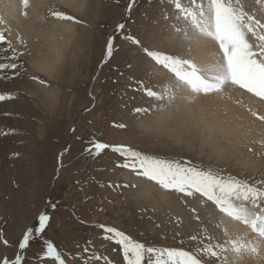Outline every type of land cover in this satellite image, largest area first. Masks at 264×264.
Masks as SVG:
<instances>
[{"label":"rangeland","instance_id":"rangeland-1","mask_svg":"<svg viewBox=\"0 0 264 264\" xmlns=\"http://www.w3.org/2000/svg\"><path fill=\"white\" fill-rule=\"evenodd\" d=\"M76 1H82L81 9H65L67 17L72 18L68 21L74 22L69 24L65 58L49 75L29 63L32 54L43 58L39 41L27 42L29 55L15 61L20 67L0 71V94L12 93L15 97L0 102V264L5 258L13 261L17 255H21L23 264H59L46 256L45 241L57 247L66 264H126L121 247L114 239L105 238L110 234L100 225L116 228L147 247L192 251L205 260L204 264H226L224 253L217 259L199 252L209 247L204 234L193 239L188 231H178L169 224L173 214L186 226L176 203L148 195L146 189L140 192L135 181L149 179L119 167L123 158L111 149L97 154L94 142L124 145L161 160L210 170L264 193V143L247 146V154L245 151L232 160L228 157L227 162L225 155L231 156L230 149L212 150L196 140L191 143L185 140L189 132L183 139L181 129L178 131L171 120L163 125L155 123L157 103L169 104L168 83L164 89L163 81L179 73L174 75L145 52L147 49L180 58V45L187 43L181 36L188 33L182 21L210 13L211 6L223 10L229 19L233 14L242 17L245 22L240 27L245 24L247 34H256L253 39L259 43L252 46L253 51L264 52L257 40L264 36V0ZM121 24L123 29L118 28ZM0 31L5 33L3 27ZM10 43L11 48L0 43V63H10L12 49L18 46L16 40ZM185 56V61L190 59ZM38 59L35 62H40ZM222 61L225 63L224 53ZM225 89L243 93L250 102L264 106V99L238 86L229 83L220 92ZM149 91L165 99L151 96ZM27 106L35 114L24 116ZM240 158L246 164H240ZM249 158L258 165V171L251 172ZM203 198L215 212L225 211L201 195ZM192 200L197 201L195 197ZM234 200L241 201L239 205L246 202L252 210L264 207V198L256 207L251 199L237 200L233 196ZM194 210L191 208L196 214ZM42 213L50 216L44 233L21 251L24 234L38 227ZM253 231L264 234L257 231L256 224Z\"/></svg>","mask_w":264,"mask_h":264},{"label":"bare ground","instance_id":"bare-ground-1","mask_svg":"<svg viewBox=\"0 0 264 264\" xmlns=\"http://www.w3.org/2000/svg\"><path fill=\"white\" fill-rule=\"evenodd\" d=\"M80 2L82 3V1L77 2L76 0H29L25 7L22 0H0L2 19L0 27L5 29L7 40L13 43L15 40L17 41L16 52L25 59L29 55L27 42L39 41L44 48L43 58L40 60L35 54H32V59H38L40 62L32 60V63L30 61L29 63L34 65L35 70L46 72L49 75L48 72L54 65L60 63L61 58H65L64 48L70 42L69 24L73 22H69L63 16L57 17L54 13L59 12L67 16L65 9L70 8L73 11H78L82 8ZM221 13L225 14L223 10H217L211 6L210 13L197 14L191 20L182 21L186 24L185 30L187 29L188 33L181 36V40L187 43L180 45L181 51H183L180 59L185 61V55H189L190 59L185 61L178 76L181 73H195L198 78L204 81L216 83V78L224 75L223 51L217 39L218 24L223 25L225 29L230 24L234 25L252 46L256 45L257 47L259 43L256 44L253 39L256 34L253 37L251 34L248 35L249 29L245 24V29L244 26L240 27L244 21L242 17L233 14L229 19L226 14L221 16ZM257 40L259 41V39ZM262 52H258V54L261 53V56L259 55L261 58L264 57V52ZM159 75L162 73L158 72ZM178 76L163 81L165 83L162 82L164 89L168 83L167 92L171 98H168L169 104L157 103L158 106L153 110L157 114L153 117L156 118L155 123L158 121L160 125H163L171 120L178 131L181 129L183 139L185 133L189 132L185 140L191 143L196 140L202 147L208 146L212 150L220 149L219 151H221L222 148H226L229 151L230 149L231 156L225 155L227 162H230L228 157L232 160L236 155H243L247 146L264 143V106L253 102V100L250 102L242 95L243 93L231 92L229 89H225L222 93L216 91L207 94H194L183 82V79H179ZM161 107H163L162 110H160ZM170 111L176 112V115H172L169 113ZM30 113L35 114L27 106L23 114L25 116ZM5 120L8 119L5 118ZM240 161V164H246V160L240 158ZM253 161L250 159L249 164L247 163L252 173L258 171V165L256 167ZM135 182L139 185L138 190H147L148 195L158 196L159 199L160 197L168 198L166 203L178 205L186 226L178 222L173 214L169 221V224L178 231L186 230L194 238L204 234L203 238L206 239L207 246L220 245L222 247L221 244H223L226 251L221 253H224L222 256L227 260L226 264H264L262 259L264 257V234L253 231L255 224L264 228V207L263 210L256 208L252 210L251 206H245L246 202L239 205L241 201L234 200L235 202L232 201L233 205L230 207L246 208L247 212L242 211L239 215H233L231 210L215 212L204 198L201 199V195L195 193L191 196L184 193L175 194L178 192L166 190L149 180L141 179ZM192 197H195L197 201L192 200ZM190 206L192 209L196 208L194 210L196 214L191 212ZM175 221H177L176 224ZM209 240L210 242H208ZM216 251H218L217 248Z\"/></svg>","mask_w":264,"mask_h":264},{"label":"snow or ice","instance_id":"snow-or-ice-1","mask_svg":"<svg viewBox=\"0 0 264 264\" xmlns=\"http://www.w3.org/2000/svg\"><path fill=\"white\" fill-rule=\"evenodd\" d=\"M29 0H22L23 6L27 7ZM26 14V13H25ZM55 16H63L66 19H72L65 16L63 13H54ZM123 29L124 25L118 26ZM217 39L224 53V75L218 76L217 82H207L198 78L195 73H181L179 79H183L191 92L194 94L211 93L223 90L224 86L231 83L238 86L240 89L246 90L257 97L264 99V59H258L257 55L261 53L253 51L252 45L247 41L246 37L231 25L225 29L223 25L217 26ZM115 37L110 39L108 45V53L111 55L112 41ZM136 44L140 42L133 38ZM261 41L259 47L264 50V36L259 37ZM0 43L6 44L11 48L10 41L7 40L3 31H0ZM146 55L152 58L157 64L172 71L174 75L181 72L185 65V61L177 56H171L167 53H160L156 51H149L145 49ZM19 59V54L12 49L10 63H0V71L6 68L13 70L21 65L16 63ZM149 95L155 96L160 100L164 96L149 91ZM12 93L0 94V102L5 99H14ZM171 98V97H169ZM137 111H140L137 109ZM94 148L97 154L105 149H111L113 152L119 154L123 158V163L119 167L129 168L137 175H142L147 179L156 182L166 190H175L179 193H184L191 196L193 191L200 193L208 200L213 201L221 210H231L233 215H239L242 211L247 212V209H239L230 207L233 205L232 198L245 201L251 199L253 207L259 205L264 193L252 188L247 184H241L239 180L232 178L225 179L221 176L213 174L212 171H204L196 167L188 166L174 161L161 160L152 157L140 151H135L130 147L124 145H109L101 142H94ZM18 155V154H14ZM55 207V205H52ZM50 216L47 214H40L38 217V227L29 228L19 244L21 251L26 250L30 241L36 240L44 233ZM105 233L110 234L105 238L114 239L115 243L121 247L123 258L126 264H204V261L199 255L192 251H186L176 248H155L147 247L144 243L133 240L130 236L113 227L100 225ZM257 231L264 232V228L257 225ZM193 239H195L193 237ZM7 244V240L4 241ZM46 256L54 258L59 264H66L62 259L61 253L51 241H45ZM220 248V252L216 251ZM85 251H88L85 248ZM226 251L220 245L215 247L209 246L206 249H200L199 252L206 254L209 258H220L221 252ZM3 264H23L21 255H17L13 261L5 258Z\"/></svg>","mask_w":264,"mask_h":264}]
</instances>
